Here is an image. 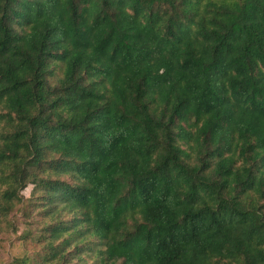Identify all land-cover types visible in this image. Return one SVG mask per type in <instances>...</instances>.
<instances>
[{"label":"trees","instance_id":"1","mask_svg":"<svg viewBox=\"0 0 264 264\" xmlns=\"http://www.w3.org/2000/svg\"><path fill=\"white\" fill-rule=\"evenodd\" d=\"M208 4L0 0V246L33 184L37 264H264V0Z\"/></svg>","mask_w":264,"mask_h":264},{"label":"rangeland","instance_id":"2","mask_svg":"<svg viewBox=\"0 0 264 264\" xmlns=\"http://www.w3.org/2000/svg\"><path fill=\"white\" fill-rule=\"evenodd\" d=\"M199 1L200 8L206 12L209 9V1L228 3L234 0ZM63 178L69 179L67 176ZM40 195L41 190L38 188L34 192L33 184L27 185L20 192L21 200L9 216L10 223L6 229L5 240L0 246V257L11 259L12 257L21 258L29 255L31 257L29 264H37L36 260L38 257L49 252V249L43 247L44 239L45 237L47 238V227L54 223L56 217L47 215L44 213L45 210H41V204L39 203ZM11 230L12 232L10 233ZM91 256V254L88 255L90 260Z\"/></svg>","mask_w":264,"mask_h":264}]
</instances>
